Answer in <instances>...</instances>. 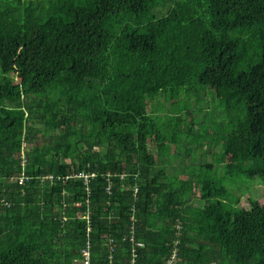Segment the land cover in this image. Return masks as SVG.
Segmentation results:
<instances>
[{
  "label": "trees",
  "instance_id": "16d2710c",
  "mask_svg": "<svg viewBox=\"0 0 264 264\" xmlns=\"http://www.w3.org/2000/svg\"><path fill=\"white\" fill-rule=\"evenodd\" d=\"M2 10L0 20L44 18L37 35L48 37L14 62L16 46H0V264H79L81 251L88 264H264V200L236 201L228 182L264 184V0H0ZM184 88L211 119L199 132L181 99L164 124L147 113ZM22 143L38 154L27 170L9 163ZM24 174L76 178L23 191L13 181Z\"/></svg>",
  "mask_w": 264,
  "mask_h": 264
},
{
  "label": "rangeland",
  "instance_id": "374dc122",
  "mask_svg": "<svg viewBox=\"0 0 264 264\" xmlns=\"http://www.w3.org/2000/svg\"><path fill=\"white\" fill-rule=\"evenodd\" d=\"M236 8V7H235ZM237 9V8H236ZM238 10V9H237ZM240 11V10H239ZM5 11H0V14L3 13ZM39 12V11H35ZM3 21H10V23L8 22L6 25L2 24V26H0V34L3 35H9L11 36V40L9 41H2L0 42V46L2 45H13L16 46V51L14 52L13 56L11 57V61L14 62L15 60H17L19 57H23V58H29V57H33V50L37 49V43H33V39L35 38H47V34H43L42 36H38L37 33V29H41L44 30L47 28V26H44L42 21H45L44 18L38 17V16H32L31 18H6L3 20H0V23H2ZM33 22L37 23V27H33ZM0 62H3L1 56H0ZM20 79V78H19ZM21 80V79H20ZM0 84L4 85L3 82H1V73H0ZM199 89V86H198ZM197 89V87H193V91L196 92L197 94L200 93V91ZM200 96V95H199ZM201 95V99H202ZM179 99L183 100L186 102L185 107L187 109V112L190 113L192 115V117L194 118L195 122H196V127L192 128L195 131L199 132L200 131V125L202 123H206L208 125H210V121L211 119H206L204 117H202L197 110H195L194 108H192V101L190 99V97L188 96L187 92H186V88L181 89V90H174L173 92H168L166 95H164V98L162 100V107H158L155 105H153L152 103H150L151 101H149V105L147 108V113H149L150 115H152L153 119H158L162 124L166 123L168 119L173 118V114L171 112V110L177 109L175 102L179 101ZM207 98H205L203 100V109L205 110L206 114L209 115H213L211 107L210 109H207V107L205 106V103H207L209 105V103L207 102ZM148 104V101H147ZM162 111H159L161 110ZM183 113H186L185 111H183ZM194 114V116H193ZM215 115V121H218L220 123H224L221 121H226L225 120V116L224 115ZM188 120L190 121L191 118L187 117ZM222 125V124H221ZM223 127L220 126V130L222 132L225 131V126L222 125ZM205 128L210 132V130H214V128L210 129L208 128V126H205ZM33 129H36V127H34ZM217 129V128H216ZM215 132V131H214ZM40 133H43V130H40ZM222 134V133H221ZM41 135V134H40ZM37 136V138H39V136ZM37 143H39L41 141V139H37L35 140ZM183 142L186 146H188L186 137H183ZM27 147L25 144H21L20 150L17 154H13L10 156V160L9 163L14 164L15 168H19V170H27L29 169V167L34 164L37 160H38V154L33 153L29 156H27L26 151H27ZM173 148V147H171ZM152 155L154 156L156 162H158L159 160L157 159L158 155V151L155 148V144H153L152 146L149 147ZM200 156V155H199ZM173 157L175 159L174 163L177 166L180 165V160L177 158V156H175L173 154ZM207 157V156H206ZM163 161L167 160L166 156L161 157L160 159ZM192 158L195 159L194 156H192ZM193 159V160H194ZM200 159V157L198 158ZM177 162H176V161ZM206 160L208 161V163H211L213 161L214 164H216V156L215 154H211L210 156H208L206 158ZM182 163L184 164V162L182 161ZM184 165H187L184 164ZM217 173L219 175H221V171L219 169V167H216ZM224 174V173H222ZM56 177V179L52 176V175H27L24 174L18 178H16L13 181V184L21 187L23 191L24 188L28 189V188H33V189H39L44 185H50L52 183H62V184H66L70 181H75L76 176L73 175H54ZM238 178H240L243 181H246L247 183H243L240 180H236V181H230L228 179V182H231V186L230 190L231 191H237L240 192L237 197L234 196V199L237 201L239 199H241L243 196H248L251 200H259L262 199L264 200V184H260L258 187H254L253 185H250L249 183H254V181H261L262 178L256 176L253 178H247L245 176L239 175ZM198 191V190H197ZM242 203H246V201H242ZM193 205H195L196 203H192Z\"/></svg>",
  "mask_w": 264,
  "mask_h": 264
},
{
  "label": "bare ground",
  "instance_id": "6f19581e",
  "mask_svg": "<svg viewBox=\"0 0 264 264\" xmlns=\"http://www.w3.org/2000/svg\"><path fill=\"white\" fill-rule=\"evenodd\" d=\"M82 260L79 261V264H88L89 254L87 251H81ZM175 254L172 255L170 261L167 264H172V260L174 259Z\"/></svg>",
  "mask_w": 264,
  "mask_h": 264
},
{
  "label": "crops",
  "instance_id": "0c3cea01",
  "mask_svg": "<svg viewBox=\"0 0 264 264\" xmlns=\"http://www.w3.org/2000/svg\"><path fill=\"white\" fill-rule=\"evenodd\" d=\"M137 190L134 191V195L136 194Z\"/></svg>",
  "mask_w": 264,
  "mask_h": 264
},
{
  "label": "clouds",
  "instance_id": "9594fccd",
  "mask_svg": "<svg viewBox=\"0 0 264 264\" xmlns=\"http://www.w3.org/2000/svg\"><path fill=\"white\" fill-rule=\"evenodd\" d=\"M3 86V85H2Z\"/></svg>",
  "mask_w": 264,
  "mask_h": 264
}]
</instances>
